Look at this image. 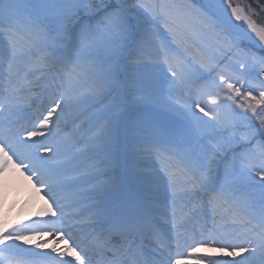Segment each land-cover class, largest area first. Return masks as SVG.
I'll use <instances>...</instances> for the list:
<instances>
[{
  "label": "snow or ice",
  "instance_id": "6c2138e0",
  "mask_svg": "<svg viewBox=\"0 0 264 264\" xmlns=\"http://www.w3.org/2000/svg\"><path fill=\"white\" fill-rule=\"evenodd\" d=\"M125 4L126 0H37L35 4L0 0V175L9 165L23 169L31 173L27 179L35 178L40 185L36 191H45L51 200L48 220L0 234V264H19L5 253L21 248L15 241L28 239L24 232L39 233L41 228L52 229L53 235L67 245L63 251L52 249L58 256L37 254L57 264H93L90 247L95 249V264H187L184 256L195 257L197 264L205 260L208 264H244L246 257L235 259L242 253L259 256L260 264H264V109L257 108L264 104V91H259V98L254 96L257 86L246 78L253 76L259 86H264V55H257L251 48L242 49L211 23L204 24L209 35L202 37L191 28L189 6L181 0ZM226 6L230 16L247 22L250 33L246 32L245 38L264 52V26L251 18L258 15L252 5L242 8L226 0ZM245 8L249 15L244 14ZM256 8L264 12L259 0ZM158 22L168 35L160 34ZM149 37L156 42L154 48L149 47ZM129 56V65L146 73L165 68L164 78L173 88L191 91V86L197 85L182 112L195 129L202 153L187 157L175 149L168 150L170 155H161L163 175L145 178L140 184L138 202L143 211L129 214L112 203L94 205L99 210L97 215L105 223L111 221V226L94 239L83 237L76 231L83 225L75 217L82 215L77 207L82 192L77 191V185L85 174L77 171L78 155L71 150L74 141L64 145L37 143L31 138L44 136L43 132L24 127L13 134L9 118L23 105L35 102L31 93L42 88L41 81L49 77V87L56 90L50 93L32 129L49 123L58 129L61 114L70 106L96 108L93 116L99 118L113 106L115 98L109 100L113 77L118 62ZM206 76H212L213 83L200 84ZM106 100L108 104H104ZM53 113L55 120L50 119ZM112 131L105 124L96 139H107ZM47 135H53L52 129ZM228 153L232 154L230 158ZM221 160L225 161L222 170ZM237 162L242 175L252 181L259 177L262 191L258 204L236 195L228 174L236 170ZM157 195H163L166 201L167 222L171 225L167 232L157 228L149 215L157 208ZM208 210L210 234L197 238L181 231L201 212L207 215ZM229 225L243 228L242 243L232 242L228 238L231 233L219 232ZM146 231L152 237L147 243L141 240ZM9 240L11 244L6 243ZM173 241L178 249L176 258ZM212 243L225 245L220 251L233 259L201 255L202 249ZM66 253L74 260L59 259Z\"/></svg>",
  "mask_w": 264,
  "mask_h": 264
},
{
  "label": "bare ground",
  "instance_id": "6f19581e",
  "mask_svg": "<svg viewBox=\"0 0 264 264\" xmlns=\"http://www.w3.org/2000/svg\"><path fill=\"white\" fill-rule=\"evenodd\" d=\"M212 6L214 11L219 15V17L222 18V21L224 24L231 29L232 31L237 32L238 34L245 37V33H250V29H248L247 25L244 24H238L234 21V16H230V9L227 8L226 4L223 2L218 3L216 0H207ZM254 37V34H252ZM45 83V81L43 82ZM35 89L31 93V95L34 94ZM38 94H41V91H38ZM153 94H155L154 90H148L144 92L145 97H150ZM160 98V106L164 108H169L167 105L171 106L172 102H169L170 99H164L163 97ZM158 101H156L157 103ZM166 102V103H165ZM178 109H175V111L179 113L181 110L180 105H176ZM170 107V108H171ZM69 108V107H68ZM68 108L65 109L63 112V116L60 118L63 122L62 125L66 126H73L76 127L77 132L81 129H83L88 122H91L92 125L88 130L90 131H96L100 130V128L107 124L106 121H104L103 117L100 116L99 118H94L93 113L96 112V109L91 108L88 111L81 112L82 108L72 107L70 109L71 112L67 113ZM172 109V108H171ZM174 110V109H173ZM88 116L86 120H89L85 126L83 122L79 121L82 117ZM55 119L57 117L55 116ZM28 121H24L23 124L19 122H14L12 124L16 125V127L20 130L21 128H24L27 126ZM109 125V124H108ZM97 128V129H96ZM112 133L109 136L115 135L117 130L115 128H112ZM22 134V133H21ZM108 136V137H109ZM32 140L36 141L37 143L43 142L44 140L40 137H33ZM105 140V139H104ZM103 140H99L97 143H100ZM15 159V158H14ZM152 162L149 161L147 164H151ZM146 165H142L137 160H133L132 164L129 165V170L131 171V177L128 175L127 183L131 187H136L139 189L140 184L142 183V180L139 178L141 175H144L146 173V170L144 168ZM154 174V173H153ZM31 173L25 172L23 169H18L14 165H9L8 169L3 175H0V234L8 231H12L13 229H21L24 226L25 227H34V222L48 220L51 217V213L48 210L49 203V197L47 198L42 191L37 192L36 188H38V184L35 182V178L32 180L27 179L28 176H30ZM102 197V198H101ZM97 196L92 195L91 197L83 196V199L80 201L82 202L78 206H82L84 204H92V203H98L101 204L102 201L106 199L104 196ZM125 207H132L128 203H125ZM98 209V208H97ZM127 213L133 214L137 213L136 210L130 211L129 209H124ZM99 211V210H98ZM98 211L95 214V220H98L99 217L97 215ZM85 210L83 209L82 215H84ZM80 215V217L82 216ZM94 220V218H92ZM86 225L89 224V228L91 227L92 230H99L100 225L98 222L93 223L91 220L88 221ZM83 223V222H82ZM170 224V223H169ZM161 226H165L162 224ZM171 228V226L169 227ZM87 229H82V232L86 231ZM191 230V227L183 229L181 231L185 232L187 235L189 234V231ZM39 233H48V235H42ZM39 233L37 232H24L23 234L28 238L26 240H18L15 241L16 244H19L21 246L20 249L25 252V259L32 260L38 253H51L52 256H58V251H63L66 249V244L64 240L59 239L55 235H53V230L49 228H41L39 230ZM172 233L175 235V230L172 229ZM187 239V236L185 237V240ZM6 241L7 242H10ZM12 242V241H11ZM43 244L44 247L40 248L37 247V244ZM56 248L58 251L53 252L52 249ZM222 246H219L216 248L217 253L220 254V256L223 258V260H231L232 257H228L225 252H221L220 249ZM40 250V252H38ZM183 249H181L182 251ZM231 250V249H230ZM201 255L204 256H212V251L206 246V248L202 249ZM44 258H47V256L43 255ZM242 257H245V255L242 253L241 256L236 257L235 259L240 260ZM247 258V257H246ZM59 259L64 260H74V257H72L70 254H67ZM260 258L257 257V262L260 261ZM191 264H197L195 259L192 260ZM244 264H250V261L247 259L244 260Z\"/></svg>",
  "mask_w": 264,
  "mask_h": 264
},
{
  "label": "rangeland",
  "instance_id": "374dc122",
  "mask_svg": "<svg viewBox=\"0 0 264 264\" xmlns=\"http://www.w3.org/2000/svg\"><path fill=\"white\" fill-rule=\"evenodd\" d=\"M31 1H32V4H35L37 2V0H31ZM136 2H137V0H126L125 7H127L128 4H135ZM149 2H150V0H149ZM181 2L185 3V4H187L189 6V11L191 13V15L189 17L191 28L194 29L198 33L200 32V29L206 31L205 34H202V32H200V35L202 37L209 35L207 28L204 27V24L211 23V24L215 25V30L217 32H220L222 35L227 36L230 39L236 40L239 44L241 43V41H242L241 39H239V38L234 39L233 37L229 36L228 30L223 26L222 23H220L218 21L217 16L213 15V13L210 10L207 9V8H209V6H205L204 5V3H205L204 0H196V2H194L195 5L192 4L191 0H181ZM141 11H143V10H141ZM201 21H203V23H201ZM254 21L258 25L264 26V24L262 25V24H259L256 20H254ZM159 28H160V33L162 31V32H164L165 35H168L167 29H165L163 27V24H159ZM192 40L195 43H197V44L199 43V41L195 40V37H192ZM250 45H252V44H250ZM240 46H241L242 49L251 48V50L256 52L257 55H261L257 50L253 49L250 46H245L244 48L242 47L241 44H240ZM154 47L155 46H153L152 48H154ZM234 51H236V50H234ZM217 55H220V53L217 52ZM127 61H129V60L127 59ZM226 62L228 63L227 60H226ZM232 63L235 64V58H233ZM160 69H163L164 72L166 70L165 68H158V69L153 70L152 72L156 73V72L160 71ZM217 71H219V69H217ZM232 71H236V68L233 67ZM162 74L163 73H160V74L156 73V76L152 75V77L148 78L142 85L138 84V82H139V79H138L139 76L138 75L139 74H134L133 71H131L130 74H129V72H126L125 73V77H126V80H127V84L133 85V86H130L131 87V91L130 90L129 91L131 93H133V90H136V92H138L139 91L138 88L143 89L144 86H145V88L148 89L149 87L146 86V85L153 78H155L154 80H156V82L160 81V83H161L160 84V88L163 90V92H166V94H168V95H166V97H163V98L164 99H170V100H168L169 102H172L171 100H173L172 103H169V104L172 105V107L169 106V105H167L169 108L159 107L158 105H160V101L161 100H160V98H157V97L155 99H153V98L147 99L146 98L144 100V110H146V111H148L150 113L152 112V113L156 114L154 116L155 119H156V120H154V122H156L157 124H159L161 126V127L156 128L154 130L149 129L147 131V133L150 134V135L153 134L155 136H163V137H160V138H162V140L165 139L164 136H166L167 138H171L175 148H174V146L172 144H171V147H173L174 149H176V148L181 149L182 145L177 141L178 136L181 135V134L184 135L186 132H188V131L190 132V130H192V132H195V129L192 127L191 122L184 116V114L182 112V109L184 108V105H186L188 103L187 101H185L186 100L185 97L188 96V95L187 94L183 95V93H182L183 91L182 90H185L183 88H173V87H171L170 83L167 80L160 78L162 76ZM169 75H170V73H169ZM122 76H120L119 78H122ZM163 76H164V74H163ZM212 76H214L213 73H212ZM212 76H210L208 78V80L212 79ZM246 78L248 80H251V82H252V84L254 86H257V90L253 91V95L259 97V91H264V86H259V81L257 79H255L253 76H250V77L247 76ZM113 81H114V79H113ZM124 90H125V88H124ZM111 96H110V100H111ZM114 97L116 99L119 96L114 95ZM132 98H133V96H132ZM183 98H185V100ZM155 100L158 101V102L156 103ZM238 100H239V98H238ZM177 101H179V103H177ZM244 102L247 103V101H244ZM253 103H255V102H253ZM177 104L181 106V110L179 111V113L181 115L177 113L178 111L177 112L175 111V109H178L177 106H176ZM260 106L261 105L258 104L257 108L260 107ZM223 107H225V109H226V106H223ZM71 108L72 107L70 106V109ZM237 111H240V109H237ZM158 115H159V119H158ZM200 115H203V114L201 113ZM248 115L251 116V112L250 111L248 112ZM195 134H196V132H195ZM196 144L198 145V139H196ZM179 151H181V153L185 154L187 157H194L195 155H193V153L195 152L196 155L197 154H201L202 153V148H201V146L199 147V145H198L195 149H192L191 147H183ZM231 155L232 154L230 153L228 157H230ZM224 162L225 161L222 160V163H224ZM244 177L247 178L246 176L243 175V178ZM258 180H259V177H257L255 184L251 183L250 186L247 187L248 190L246 192L249 193V195L253 194V196H255V194L258 192V189L259 190L261 189V187L259 186ZM255 190H256V193H255Z\"/></svg>",
  "mask_w": 264,
  "mask_h": 264
}]
</instances>
